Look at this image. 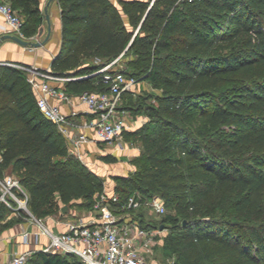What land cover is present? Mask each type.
<instances>
[{"label": "trees", "instance_id": "16d2710c", "mask_svg": "<svg viewBox=\"0 0 264 264\" xmlns=\"http://www.w3.org/2000/svg\"><path fill=\"white\" fill-rule=\"evenodd\" d=\"M8 1L26 38L38 33L39 0ZM58 1L62 37L50 69L76 76L67 93L106 89L97 70L117 57H127L116 66L124 73L161 89L139 128L144 161L116 175L114 191L120 201L158 195L182 214L164 213L162 255L174 252L171 264H264V0ZM66 143L25 71L0 62V177L19 181L36 217L55 201L90 209L104 188ZM10 210L0 201V219ZM129 212L156 226L144 223L143 206ZM27 264L84 263L38 249Z\"/></svg>", "mask_w": 264, "mask_h": 264}, {"label": "built area", "instance_id": "2783aa9c", "mask_svg": "<svg viewBox=\"0 0 264 264\" xmlns=\"http://www.w3.org/2000/svg\"><path fill=\"white\" fill-rule=\"evenodd\" d=\"M0 13L6 21V33L31 39L24 35L23 19L8 0H0ZM118 58L97 70L102 72L106 89L84 90L75 95L79 102L86 105L87 112L93 114L91 119L81 121L78 120L79 110L71 107L66 112L55 102H71L72 97L66 92L63 84L76 76L59 75L49 68L21 62L5 63L25 71L26 78L35 91L36 103L40 110L58 126L70 145L71 152L84 159L82 147L90 141H117L122 148L123 134L132 129V122L137 121L132 118L130 112L121 109L120 105L123 92L133 90L139 80L116 67ZM59 83L62 85L58 86ZM0 201L37 224L36 229H26L21 233L22 241L28 245L32 242L38 243L40 237L45 235L48 241L40 249L72 254L84 264H165L153 255L160 228L142 225L140 220L129 212L130 209L143 206L158 214H164L165 203L158 195L142 198L132 194L126 200L120 201L115 191L104 187L93 198L89 218L79 217L68 221L63 231L52 230L44 223L43 217L32 214L28 207L27 191L10 174L0 177ZM35 250L27 248L16 251L7 259L0 258V264H27Z\"/></svg>", "mask_w": 264, "mask_h": 264}, {"label": "crops", "instance_id": "0c3cea01", "mask_svg": "<svg viewBox=\"0 0 264 264\" xmlns=\"http://www.w3.org/2000/svg\"><path fill=\"white\" fill-rule=\"evenodd\" d=\"M117 5L118 0H113ZM40 7L43 13V8L48 4V15L50 21V34L48 39L40 46L30 47L24 46L19 42L11 39L4 38L6 29V21L4 16L0 13V62H21L29 65H35L42 68L51 67V62L57 52L59 51L61 44V32H62V21L60 15V3L58 0H39ZM44 14V13H43ZM48 22L44 16V22L41 27L44 28L41 35L36 33L31 37L30 40L43 39L47 33ZM143 82L146 80H142ZM56 83V82H52ZM58 83V82H57ZM62 85V83H59ZM65 85V83L63 84ZM69 94V93H68ZM72 97L71 102L58 101V103L63 111H68L71 107L79 110L78 120L91 119L93 114L87 112L86 105L79 102L76 98V94H70ZM137 125L138 123H142L141 118H136ZM100 141H90L82 147L83 156H85L86 149L90 146L97 145ZM68 149L71 151V147L68 143H66ZM86 157V156H85ZM84 158V157H83ZM91 164L90 162H88ZM110 191H114V188H107ZM63 206V205H62ZM70 208H67L63 213V217L55 218L51 214L46 215L45 224L50 227L54 231H63L66 229V223L68 221L77 219L82 217L84 219H88V214L80 215L76 217L75 212L69 211ZM37 224L32 220H28L22 213L17 210L11 209L7 212L3 218L0 219V258L7 259L14 252L22 251L27 248H34L36 250L40 249L43 245H45L48 241V238L45 235H42L39 239L38 243L32 242L31 244H26L22 241L21 233L26 229H36Z\"/></svg>", "mask_w": 264, "mask_h": 264}, {"label": "rangeland", "instance_id": "374dc122", "mask_svg": "<svg viewBox=\"0 0 264 264\" xmlns=\"http://www.w3.org/2000/svg\"><path fill=\"white\" fill-rule=\"evenodd\" d=\"M127 57L122 58L116 63V66L124 67L126 65L125 61ZM161 92L160 87L154 85L149 81H139L134 90L128 94L124 95L122 101V108L127 112H130L132 118L136 119L137 117L141 118L142 123L148 119V114L145 106L148 103L153 102L154 93ZM138 123V124H142ZM140 125L132 122L130 132H125L121 139V144L123 147H119L120 144L117 141L106 142L100 141L97 145L88 147L83 162H86L87 167L90 168L93 172L99 176L104 185L107 188H114L117 183L116 175L129 176L133 174L135 168L143 163L144 154L142 151V144L140 140ZM66 147V154H71V151ZM90 162L91 164H89ZM166 214L172 213L176 215L179 219H182V214L176 211L170 203H166ZM68 208L69 211H73L76 214V217H79L83 214L89 213V208L85 205V202L82 200L76 201L74 204L70 205ZM143 218L144 223L150 222L155 224L160 228V233L157 235L158 243L155 246L153 255L158 258H162L165 264L173 262L175 253H167L164 256L163 246L165 242V236L168 235L171 231V224L164 220V214H158L151 210L149 207H143ZM62 205L59 201H55V211L51 215L55 218L63 217ZM132 213H136L135 211ZM50 215V214H49ZM137 218V217H135ZM45 222V218H43ZM184 221V220H183Z\"/></svg>", "mask_w": 264, "mask_h": 264}, {"label": "water", "instance_id": "95a60500", "mask_svg": "<svg viewBox=\"0 0 264 264\" xmlns=\"http://www.w3.org/2000/svg\"><path fill=\"white\" fill-rule=\"evenodd\" d=\"M48 4H49V2L43 8L44 16L48 22L47 33L43 39H37V40L24 39V38H21L15 34H11V33L5 34L3 37L4 38H11V39L19 42L20 44H22L24 46L37 47V46L42 45L48 39L49 34H50V28H51L50 21H49V15H48ZM43 30H44V28L40 27L38 34L41 35ZM67 208H68V205H63L62 206L63 212H65Z\"/></svg>", "mask_w": 264, "mask_h": 264}]
</instances>
